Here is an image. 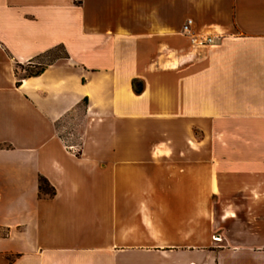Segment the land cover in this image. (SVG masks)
I'll return each mask as SVG.
<instances>
[{
    "label": "crops",
    "instance_id": "0c3cea01",
    "mask_svg": "<svg viewBox=\"0 0 264 264\" xmlns=\"http://www.w3.org/2000/svg\"><path fill=\"white\" fill-rule=\"evenodd\" d=\"M0 264H264V0H0Z\"/></svg>",
    "mask_w": 264,
    "mask_h": 264
},
{
    "label": "trees",
    "instance_id": "16d2710c",
    "mask_svg": "<svg viewBox=\"0 0 264 264\" xmlns=\"http://www.w3.org/2000/svg\"><path fill=\"white\" fill-rule=\"evenodd\" d=\"M50 51H52V50H50ZM50 51H48V52H50ZM48 52H46V53H48ZM46 53H43V54H40V55L36 56V58H34V60L42 57ZM63 57H65V53H64ZM63 57H55L51 62L39 64V67H37L35 70H30L29 69L31 64L34 63V60H32L26 66L22 67V70L25 72L23 74V77L38 76L45 70V68L49 64H51L56 59L63 58ZM16 85H19V81L16 82ZM134 90H135L136 93H141L142 92V86H137V87H135ZM38 189H39L40 194L42 193V194H45V195H47L49 197H52L54 195V188L49 184V182L44 177H40L38 179Z\"/></svg>",
    "mask_w": 264,
    "mask_h": 264
},
{
    "label": "rangeland",
    "instance_id": "374dc122",
    "mask_svg": "<svg viewBox=\"0 0 264 264\" xmlns=\"http://www.w3.org/2000/svg\"><path fill=\"white\" fill-rule=\"evenodd\" d=\"M63 56H64V51L61 48L53 49L52 51L44 54L42 57L34 60V63L31 64L29 69L35 70L37 67H39V64L48 63V62H51L55 57H63ZM24 73L25 72H22L21 69H18V76H21ZM71 130H72V127L71 129L68 128V131L71 132ZM195 133H196V136H200V133L197 130L195 131Z\"/></svg>",
    "mask_w": 264,
    "mask_h": 264
},
{
    "label": "built area",
    "instance_id": "2783aa9c",
    "mask_svg": "<svg viewBox=\"0 0 264 264\" xmlns=\"http://www.w3.org/2000/svg\"><path fill=\"white\" fill-rule=\"evenodd\" d=\"M192 24L191 20H187L183 26H182V32L185 34L190 32V26ZM190 40L192 41V43L198 44V45H209L212 44L214 42V39L207 35V36H197L195 34H191L190 35ZM215 240H218L219 237H214Z\"/></svg>",
    "mask_w": 264,
    "mask_h": 264
}]
</instances>
